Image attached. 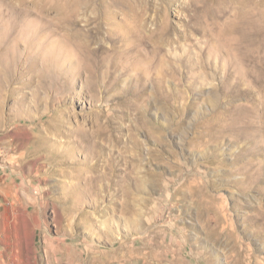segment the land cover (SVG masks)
<instances>
[{"label": "rangeland", "instance_id": "rangeland-1", "mask_svg": "<svg viewBox=\"0 0 264 264\" xmlns=\"http://www.w3.org/2000/svg\"><path fill=\"white\" fill-rule=\"evenodd\" d=\"M260 211L264 0H0V264H264Z\"/></svg>", "mask_w": 264, "mask_h": 264}, {"label": "bare ground", "instance_id": "bare-ground-1", "mask_svg": "<svg viewBox=\"0 0 264 264\" xmlns=\"http://www.w3.org/2000/svg\"><path fill=\"white\" fill-rule=\"evenodd\" d=\"M75 50H76V52L77 53H80V54H84V52H83V49H82V46L81 45H79V48H75ZM211 60V59H210ZM220 59H218V61H219ZM12 61V60H11ZM223 62V61H222ZM224 63V62H223ZM224 72V71H223ZM168 70L167 71H165L164 72V75L165 76H168ZM203 74V73H202ZM202 74H199V75H202ZM198 75V76H199ZM232 75L230 74V72L228 71V70H225V73H224V76H223V78H222V81H221V83H222V86L220 87V86H218V87H220V89H223V87L224 88H226L225 87V85H227L228 86V83H229V81H230V77H231ZM203 77V76H202ZM159 78V80L162 82L163 81V79L161 78V77H157V79ZM200 78V77H199ZM259 79V78H258ZM263 112V111H262ZM233 118V117H232ZM238 119H240L239 117H238ZM8 120H10V119H8ZM236 120H233V123H232V125H230L229 123H228V125H225V126H222V125H218V126H216L215 128H208V131H210V130H212L211 132H207L206 133V136L208 137V140L207 141H205L206 142V144H207V142H210L211 141V139H213V138H215V136L213 135V131L216 129V134H218V133H225V131H229V132H231V131H234V129H233V125L234 124H236ZM240 122V121H239ZM10 123V122H9ZM12 125V124H11ZM239 126V125H238ZM240 126H242V125H240ZM239 130V129H238ZM76 132V130H74L73 132H71V134L72 135H75V137H74V139H72L75 143V145L76 146H81L85 151H86V153L88 154V155H90V154H92V153H97V152H99L100 150L98 149V147H99V144L98 143H96V142H85V140H84V136H82V135H79V131H77V133L78 134H76L75 133ZM74 133V134H73ZM236 134H238V133H236ZM222 136V135H221ZM203 137V136H202ZM216 139V138H215ZM223 141V140H222ZM237 172L238 171H240L239 170V168H237V170H236ZM131 173H132V171L130 170V171H128V168H125V169H121V170H119V172H117L116 174H117V178H119V179H124V178H127V177H129L130 175H131ZM250 177H251V175H250ZM248 179V178H247ZM202 181V180H201ZM182 187H186L185 186V182H181V184H180V187L178 188V191H180V188H182ZM202 186H201V184H200V182L198 181V179L196 178V177H192L191 178V180H190V182H188V188H189V190L190 191H193V190H196L197 191V189H199V188H201ZM262 215H264V211H260L258 214H256L255 216H262ZM250 218V217H249ZM263 218V217H262ZM225 219L227 220V216L226 215H224L223 217H219V226H222L223 225V223H224V221H225ZM222 228V227H221ZM130 251V250H129ZM131 252V251H130ZM124 253V252H123ZM129 254V253H128ZM130 255H131V253H130ZM138 255V254H137ZM134 256V255H133ZM122 257V256H121ZM149 260V259H148Z\"/></svg>", "mask_w": 264, "mask_h": 264}]
</instances>
